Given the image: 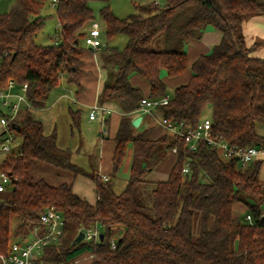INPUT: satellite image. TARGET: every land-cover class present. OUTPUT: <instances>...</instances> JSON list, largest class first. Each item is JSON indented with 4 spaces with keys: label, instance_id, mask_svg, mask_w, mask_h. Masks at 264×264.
<instances>
[{
    "label": "trees",
    "instance_id": "1",
    "mask_svg": "<svg viewBox=\"0 0 264 264\" xmlns=\"http://www.w3.org/2000/svg\"><path fill=\"white\" fill-rule=\"evenodd\" d=\"M46 1L16 0L9 12L0 13V88L10 80L27 83L34 107L24 109L14 123L23 127L21 132L10 126L21 137V154L7 156L0 165L12 178L0 196V254L7 252L15 236L27 232L46 206L55 205L65 226L60 242L44 251L47 264L76 261L83 253H90L85 264H264V181L259 179L263 160L243 168L205 141L191 150L169 131L155 139L136 133L131 115L145 96L130 81L132 74H139L150 85L149 97H162L167 93L163 73L182 75L189 65L185 45L213 26L222 34L220 43L193 62L191 78L156 110L170 121L196 125L210 108L214 135L235 146L264 145L256 129L264 123V58L251 55L253 47L247 46L243 32L244 18L264 13V0H153L138 5L127 18L114 14L110 0H56L58 43L44 45L36 37L44 25ZM91 1L105 3L100 15L106 37L120 33L128 38L124 48L106 43L99 51L108 69L100 101L114 100L125 113L114 138L108 181L75 164L71 150L58 146L56 131L46 134L43 122L33 116L35 109L46 106L62 78L82 89L88 49L82 48L81 40L95 21ZM70 116L72 127L79 128L80 110L70 109ZM130 143L129 178L118 193L112 178ZM174 147L169 177L146 180ZM40 162L93 179L96 203L74 193L72 183L34 180L32 173ZM147 192L149 203L144 199ZM237 203L245 206L252 223L236 211ZM94 224L104 238L74 244L78 233ZM117 233V245L111 248Z\"/></svg>",
    "mask_w": 264,
    "mask_h": 264
},
{
    "label": "built area",
    "instance_id": "2",
    "mask_svg": "<svg viewBox=\"0 0 264 264\" xmlns=\"http://www.w3.org/2000/svg\"><path fill=\"white\" fill-rule=\"evenodd\" d=\"M160 2L161 0H156ZM55 6L56 0H52ZM102 31L97 21L91 22V26L84 37L86 48L98 53L103 49ZM55 44L58 43L55 36ZM28 85L24 83L18 85L14 80H10L7 86L0 88V102L7 109V113H1L0 116V165L7 156L18 157L21 152V142L16 141V137L10 133V126L18 121L24 109H33V104L27 95ZM171 99V92H167L160 98L144 97L140 102L139 112L143 114H152V111L161 105H166ZM112 110L98 102L90 107L89 119H100L104 129L102 136H108V130L105 128L106 118ZM159 123L166 131L174 136L185 140L189 149L196 150L200 141H205L210 146L218 148L220 153L226 159H237L239 164L244 168L255 160L264 159V145L260 146H235L229 142L220 139L214 135L212 120L209 117L202 119L196 125L186 124L184 122L176 123L164 117ZM174 153L177 149H172ZM184 173H189V164L183 168ZM109 178L105 177L104 181ZM12 183L11 175L0 170V192H4ZM264 216V211L262 213ZM245 221L252 223L251 214L244 216ZM65 220L60 210L55 205L46 206L39 214L37 221L29 226L27 232L21 233L11 241L10 247L6 253L0 254L2 264H47L43 258L45 249L52 244H58L60 237L64 232ZM85 233L84 241L99 240L101 230L97 224L83 230ZM117 245L116 239L111 240V248ZM77 261V260H76ZM76 261L61 262L57 264H75Z\"/></svg>",
    "mask_w": 264,
    "mask_h": 264
},
{
    "label": "rangeland",
    "instance_id": "3",
    "mask_svg": "<svg viewBox=\"0 0 264 264\" xmlns=\"http://www.w3.org/2000/svg\"><path fill=\"white\" fill-rule=\"evenodd\" d=\"M153 0H110L109 5L111 10L119 18H127L129 15L136 13L138 11V5H144ZM16 0H0V13L9 12ZM163 1L161 0L160 3ZM105 5L102 1H91L90 6L94 10L95 20L100 24L102 31V41L103 43H108L110 46H116L118 48H124L127 44V35L117 34L112 38L106 37L105 23L100 15L101 8ZM42 16L44 25L42 29L38 32L36 41L39 44H54L56 41L55 36H57V31L60 28L59 21L56 15V9L53 5L52 0H47L42 9ZM82 48L86 49L85 41L81 40ZM158 48V45H156ZM99 57V56H98ZM88 82V87L90 89V81ZM87 86V85H86ZM88 89V90H89ZM81 90L74 83H69L65 78H62L61 83L58 87L54 88L47 100L45 109H35L34 113L41 114V119L44 123V130L46 133H52L56 131L58 136V146L60 148L69 147L73 153V161L75 164L83 167L87 171L95 170V165L99 160H96L97 155H99L101 145H100V135H98L100 129V121L89 120V113L91 103L75 101L77 99V92ZM90 100V98H88ZM70 109L78 110L81 112L80 127L71 129V116ZM1 113H7V109L0 102V116ZM211 109L207 108L204 112V117H210ZM91 122V123H90ZM257 132L264 136V123H259L257 125ZM12 135L16 137V141H20L21 137L14 131H10ZM80 146V151H77V147ZM129 151L125 156L123 164L117 173L114 180V188L116 192L120 193L124 190L126 183L129 178V168H127V162L129 158ZM32 177L37 180L41 177L45 178L49 183L53 185H58L63 182L71 183L73 181V174L70 171L57 168L51 164L40 162L36 165L33 170ZM259 179L264 181V159L261 164V169L259 172ZM87 187V183L93 186V182L86 177H82ZM153 182V181H150ZM4 193L0 192V196ZM144 199L146 203L151 201V195L147 192L144 194ZM235 209L242 217L245 216L247 210L242 203H237ZM18 219L14 218L12 221L13 227L17 225ZM197 226V224H196ZM196 228V227H195ZM117 240L118 233L114 236ZM16 240V238H14ZM90 259V253H83L78 256L75 264H85ZM0 264L1 261H0Z\"/></svg>",
    "mask_w": 264,
    "mask_h": 264
},
{
    "label": "crops",
    "instance_id": "4",
    "mask_svg": "<svg viewBox=\"0 0 264 264\" xmlns=\"http://www.w3.org/2000/svg\"><path fill=\"white\" fill-rule=\"evenodd\" d=\"M96 21V20H95ZM91 24L87 26L86 32H88ZM243 32L245 35V40L247 46L253 47L251 55L259 58H264V13L263 14H256L247 16L243 20ZM222 38V34L220 31L215 29L213 26H208L202 37L200 39H191L185 45V51L188 55L189 65L186 71L178 76V77H168L165 73H163V79L167 85V92H173L174 89L183 83H186L192 76L191 65L194 61H196L201 55L208 54L212 51L213 47L220 43ZM106 43H104L105 46ZM87 49V48H86ZM99 52H93L89 50L83 55V69L86 71L84 76L82 77V89L81 91L77 92V99L75 101L80 102H89L93 105L95 102L100 104H104L108 106L112 113L109 114L106 118L105 128L108 130V136H102V130L104 129L102 122L100 119H95L100 121V129L98 135H100V145L101 149L99 155H97L96 160H99L95 165V170L87 171L91 174H98V176L104 181L105 177L111 179V170H112V157L115 150V135L118 130V126L121 120V117L125 114L119 104L114 100L108 101H100V92L104 86V82L107 78L108 69L104 66L102 60L100 59ZM90 81V89L88 87V82ZM131 83L140 88L143 92L145 97H149L150 95V85L148 81L143 78L139 74H132L130 77ZM87 85V86H86ZM89 89V90H88ZM90 98V100H88ZM46 107V106H45ZM39 108V109H45ZM80 110V109H78ZM33 111V116L42 121L41 114L37 113L35 115ZM141 116L142 120L138 127H135V132H146V138L148 139H155L160 137L162 134L167 132L164 127L159 123V120L162 118L161 112L158 110H153L152 114H143L142 112H136L131 115L132 120ZM21 117V115H20ZM18 118V120L20 119ZM90 120V119H89ZM94 121V120H91ZM43 122V121H42ZM91 123V122H90ZM44 124V123H43ZM72 124V120H71ZM71 129H73L71 125ZM46 133V132H45ZM50 134V133H46ZM57 139V143H58ZM133 145L130 143L128 145L127 151H129V158L127 162V168L131 166V159H132V148ZM63 148V147H62ZM71 150L69 147H64ZM77 151H80V146L77 147ZM72 153V151H71ZM73 158V153H72ZM176 158V153L172 150L168 152L166 158L153 170H151L148 175L146 176V180L148 181H159L165 180L169 177L170 171L174 165ZM73 161V159H72ZM74 162V161H73ZM82 177H86L93 182V186H90L87 183V187L85 188L84 181L81 180ZM115 178V177H114ZM112 178V180L114 179ZM72 187L74 193L79 195L81 198L86 199L91 204H95L97 201V193H96V185L93 179L85 175H79L73 178ZM114 183V180H113ZM115 184V183H114ZM122 192V191H121Z\"/></svg>",
    "mask_w": 264,
    "mask_h": 264
},
{
    "label": "water",
    "instance_id": "5",
    "mask_svg": "<svg viewBox=\"0 0 264 264\" xmlns=\"http://www.w3.org/2000/svg\"><path fill=\"white\" fill-rule=\"evenodd\" d=\"M141 120H142V117L139 116V117L133 119V120H132V123H133V125H134L135 127H138L139 124H140V122H141ZM13 126H14V128H15L18 132H21L22 129H23V127H22L21 125H18V124H17V125H16V124H13ZM84 236H85V233H84L83 230H81V231L78 233V235L76 236V238H75V240H74V244H78V243L82 242L83 239H84ZM103 238H104V234L101 233V234H100V239L102 240Z\"/></svg>",
    "mask_w": 264,
    "mask_h": 264
}]
</instances>
